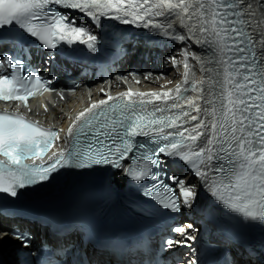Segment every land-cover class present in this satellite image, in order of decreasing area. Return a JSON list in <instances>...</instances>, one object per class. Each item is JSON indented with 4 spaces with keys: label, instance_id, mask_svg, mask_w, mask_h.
Instances as JSON below:
<instances>
[{
    "label": "snow or ice",
    "instance_id": "6c2138e0",
    "mask_svg": "<svg viewBox=\"0 0 264 264\" xmlns=\"http://www.w3.org/2000/svg\"><path fill=\"white\" fill-rule=\"evenodd\" d=\"M61 9L82 13L97 28L103 27L102 18L119 20L125 25L162 29L160 35L182 44L194 41L212 48L215 58L206 61H201L193 50H182L185 85L190 56L202 66L206 62L217 67L205 69L209 76L207 81L199 82L200 88L196 82L183 90L178 84L174 96L170 92L133 93L130 90L117 97L107 95L106 99L81 111L68 128V134L75 139L92 132L107 137L110 142L100 141L101 147L79 154L53 153L46 164L28 166L23 161L42 159L58 139V133L40 128L23 116L0 114V157H3L0 194L15 199L20 189L46 182L61 169L85 170L103 165L121 170L136 183L141 195L162 210L180 213L183 208L195 207L198 192L180 176H169L164 171L169 160H178L207 187L214 206L222 205L244 224L264 228V66L257 59L253 36L243 28L245 24L252 27V21L258 19L257 13L264 19V0H0V34L5 28H17L21 35L13 38L12 43L21 49L26 36L49 50L58 49L61 44L72 49L78 43L92 53L97 52L98 36ZM159 16L164 17L166 24L154 19ZM172 16L188 35L169 31L173 28ZM261 49L260 56L264 57V41ZM169 59L176 64L174 56ZM5 62L8 71H0V101H23L27 106L30 97L53 90L49 87L53 81L42 79L38 73L18 74L24 60L5 50L0 36V66ZM206 82L209 85L206 103L212 105L210 109H202L195 103L203 99L202 86ZM189 90L200 95L195 100L185 96ZM133 96L141 99L136 101ZM161 100L166 105L170 100L173 103L167 108L155 106L151 112L146 110L147 105ZM179 101H186L197 115H191ZM172 109L179 111L163 115ZM201 112L211 116V120L202 119ZM190 121L196 123L193 125ZM186 124L189 126L185 127ZM165 129L172 131L165 132ZM138 137L155 142L152 158L142 160L135 155L136 150L146 147L137 142ZM201 137L205 141L198 143ZM126 161L132 162L126 166ZM165 181L179 188V196ZM9 219L8 211L0 208V250L7 244L31 248L30 233L3 227ZM194 227L191 223L174 226L171 230L181 234L182 239L169 238L164 248L168 251L176 246L192 248L197 239L190 231ZM57 254L68 257L59 264H97L87 253L66 247L59 248ZM42 264H53V260L46 257ZM187 264H199V261L193 258Z\"/></svg>",
    "mask_w": 264,
    "mask_h": 264
},
{
    "label": "bare ground",
    "instance_id": "6f19581e",
    "mask_svg": "<svg viewBox=\"0 0 264 264\" xmlns=\"http://www.w3.org/2000/svg\"><path fill=\"white\" fill-rule=\"evenodd\" d=\"M71 16L75 17L76 21L79 24L89 27V30L92 31L99 38H107L109 34L116 33L119 29L118 27L124 26L126 29L123 31V36L121 41L124 42L123 47L127 51V55L122 57L117 63L114 64V67H121V70H137L138 73H141L142 83L137 85L133 79H127V84L130 87V91L133 93H164L170 92L171 95H175L176 86L179 84L181 88L188 87L191 88L193 82L197 83V87L200 88L201 85L199 82L201 80L207 81L209 73L205 71L207 68L217 67L215 64L203 63V66L200 62L195 59H192L191 56L188 58V64L190 67L188 75V84L185 85L184 81V56L182 55L183 49H189L195 51L201 61H206L208 59H214L215 53L212 48H206L203 45L196 44L194 41H188L187 43H181L173 41L167 36H162L159 33L162 29H152V28H143L136 27L133 24H121L119 20L105 19L102 18L103 27L97 28L95 25H92L90 19L83 15L82 13L75 11L70 13ZM258 19L252 21V27H249L247 24L244 25L246 32L253 36L255 43L254 50L257 53V59L260 61L261 65L264 66V57L260 56L261 52V41H264V35H261L262 30H264V19L259 18V13H257ZM160 24H166V20L163 16L154 18ZM173 23V28L169 29L170 32H175L176 34L188 35L186 29L180 27L179 21L176 20L175 16L170 17ZM247 19V17H243ZM199 35V33H197ZM174 56L176 58V68H173V62L169 57ZM62 69L66 71H71L73 75L79 74V66H82L83 63L78 61H67L63 60ZM88 67V66H87ZM150 72V73H149ZM152 74V75H150ZM79 80L84 83V87H89L93 84L103 83L105 80H93L92 77L80 76ZM136 84V85H133ZM128 86L122 85L119 80L115 77L111 82L109 87V94L106 92L104 87L89 89L85 93L82 89L77 93L71 96L69 99L58 98L57 95H53L50 98V101H56L55 103H50L49 101L34 103L33 108L30 110L29 114L40 122L48 125L49 127L58 128V140L64 142L68 134V128L72 126L75 117L86 108L90 107L92 104L97 103L101 99L107 98V95L119 96L120 93L129 91ZM203 99L195 100V98L200 95L198 92H193L189 90L185 93V96L192 97L195 100V103H198L200 107L211 108L212 105L206 103L209 99L208 89L209 85L206 82L203 86ZM108 88V87H107ZM133 99L139 101L141 98L139 96H133ZM145 99H151V97H145ZM58 100V101H57ZM66 102L67 107L60 105L61 103ZM173 101H168L167 105L161 101H153V104L147 105V108L154 109L155 106L162 108H167L168 105H171ZM184 106V109L188 110L191 115H197L195 111H192L191 107L186 104V101H179ZM47 109V110H45ZM179 110H169L165 111L163 115H170ZM200 117L206 122L211 120V116L207 115L204 112L200 113ZM188 119V118H184ZM196 121H190V124H195ZM188 127L189 125H184ZM210 127V125H209ZM205 141L204 137H201L198 143H203ZM177 167L171 168V173L174 175L180 176L185 180L186 184L194 185V190L198 192V198L196 200L197 206H201L204 203V200L207 199L206 186L201 183L199 178L195 177L194 173L180 161H172ZM122 172L119 170L115 173V181L119 182L122 178ZM201 192V194L199 193ZM195 211L192 213L195 215ZM190 216V215H189ZM188 218H192L191 217ZM185 219V220H187ZM189 222V221H185ZM18 223L16 220H6L3 223V227H11L13 224ZM27 227L31 228L33 232H36L37 236L35 243L38 241L39 231L35 225L27 224ZM10 247H3L0 250V257L5 260L6 264H18L16 258L14 257L15 251L18 247H15L13 244H8ZM96 256L95 253L91 254ZM98 256V255H97ZM98 259L106 260L104 256L98 257ZM239 264H259V262L253 258H244L243 255L238 257Z\"/></svg>",
    "mask_w": 264,
    "mask_h": 264
}]
</instances>
